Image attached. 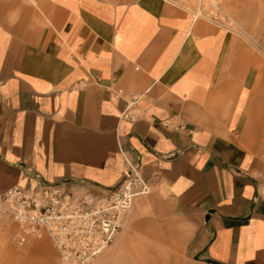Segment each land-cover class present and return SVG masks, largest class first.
I'll use <instances>...</instances> for the list:
<instances>
[{"label":"crops","instance_id":"obj_1","mask_svg":"<svg viewBox=\"0 0 264 264\" xmlns=\"http://www.w3.org/2000/svg\"><path fill=\"white\" fill-rule=\"evenodd\" d=\"M262 77L242 39L177 0H0V194L103 196L126 159L150 193L91 264H264ZM27 252L52 262L44 241L9 249Z\"/></svg>","mask_w":264,"mask_h":264},{"label":"built area","instance_id":"obj_2","mask_svg":"<svg viewBox=\"0 0 264 264\" xmlns=\"http://www.w3.org/2000/svg\"><path fill=\"white\" fill-rule=\"evenodd\" d=\"M214 24L217 15L209 13ZM136 100L133 99L132 103ZM122 180L103 196L79 194L61 186L25 190L13 187L0 194V208L17 225L16 244L47 236L58 264H91L112 244L133 202L149 195L148 182L126 160Z\"/></svg>","mask_w":264,"mask_h":264},{"label":"rangeland","instance_id":"obj_3","mask_svg":"<svg viewBox=\"0 0 264 264\" xmlns=\"http://www.w3.org/2000/svg\"><path fill=\"white\" fill-rule=\"evenodd\" d=\"M196 18L209 20V13L217 15V22L225 30L242 39L249 50L260 59L264 68V0H177ZM260 69V66H257ZM264 77L258 83L256 92L258 97H264ZM252 122L248 126L252 140V152L261 162L259 175L260 189L264 196V109L254 111ZM5 220V224L3 222ZM9 229V236L5 239V231ZM17 225L0 208V264H40L32 258L29 252L24 254H9L25 250L31 243L44 241L50 251L51 264H57V253L47 236L31 238L23 246L16 244ZM11 253V252H10Z\"/></svg>","mask_w":264,"mask_h":264}]
</instances>
